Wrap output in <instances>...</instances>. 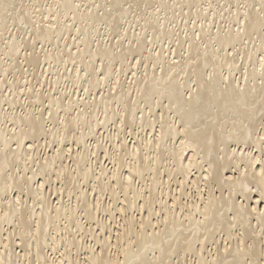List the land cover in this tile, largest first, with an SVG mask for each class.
<instances>
[{
	"label": "bare ground",
	"instance_id": "1",
	"mask_svg": "<svg viewBox=\"0 0 264 264\" xmlns=\"http://www.w3.org/2000/svg\"><path fill=\"white\" fill-rule=\"evenodd\" d=\"M0 264H264V0H0Z\"/></svg>",
	"mask_w": 264,
	"mask_h": 264
},
{
	"label": "rangeland",
	"instance_id": "2",
	"mask_svg": "<svg viewBox=\"0 0 264 264\" xmlns=\"http://www.w3.org/2000/svg\"><path fill=\"white\" fill-rule=\"evenodd\" d=\"M38 89H39V88H38ZM45 89H46V88H44V90H45ZM75 91H76V90H75ZM75 91H74V92H75ZM110 167H111V166H110ZM53 198H54V196L52 197V199H53ZM55 203H56V200H55Z\"/></svg>",
	"mask_w": 264,
	"mask_h": 264
}]
</instances>
